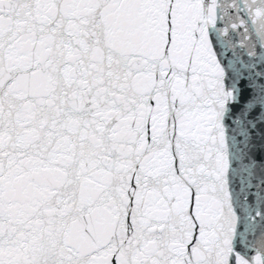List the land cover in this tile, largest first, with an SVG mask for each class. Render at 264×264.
<instances>
[{
    "label": "snow or ice",
    "instance_id": "6c2138e0",
    "mask_svg": "<svg viewBox=\"0 0 264 264\" xmlns=\"http://www.w3.org/2000/svg\"><path fill=\"white\" fill-rule=\"evenodd\" d=\"M0 264H264V0H0Z\"/></svg>",
    "mask_w": 264,
    "mask_h": 264
}]
</instances>
